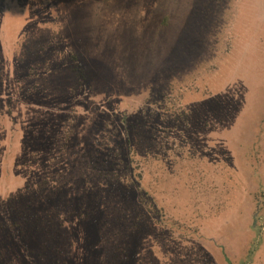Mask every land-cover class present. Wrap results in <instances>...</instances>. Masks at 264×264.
Instances as JSON below:
<instances>
[{
    "label": "rangeland",
    "instance_id": "1",
    "mask_svg": "<svg viewBox=\"0 0 264 264\" xmlns=\"http://www.w3.org/2000/svg\"><path fill=\"white\" fill-rule=\"evenodd\" d=\"M0 264H264V0H0Z\"/></svg>",
    "mask_w": 264,
    "mask_h": 264
},
{
    "label": "trees",
    "instance_id": "2",
    "mask_svg": "<svg viewBox=\"0 0 264 264\" xmlns=\"http://www.w3.org/2000/svg\"><path fill=\"white\" fill-rule=\"evenodd\" d=\"M128 140H130V137H129ZM130 158H131L130 155H128V157H127V155L124 154L123 155V159H122L123 160V164L125 166V172H127V173H129V175H131V179H130L131 181L128 184H126L124 186V188H123L125 191H127L126 192V196L122 200V204L125 205V210H126V212H128L127 217L128 216H134V213H135V210H136V204L137 205L138 204H142L141 200L142 201H144V200L146 201L145 204H146V206H148V208L150 210L157 209V206L155 205L153 199H150V195L148 194L147 190L145 191V190L142 189L143 188L142 186H141L142 187L141 188L138 184L137 185L135 184L136 175H135L134 171L132 170L131 163H130ZM114 184H115V182L112 181V185H114ZM115 189H117V188H115ZM141 195L144 196V200L141 197ZM142 205H141L140 208H143Z\"/></svg>",
    "mask_w": 264,
    "mask_h": 264
}]
</instances>
